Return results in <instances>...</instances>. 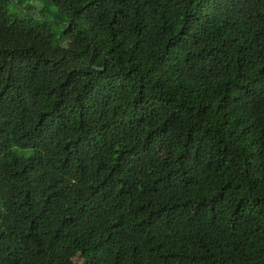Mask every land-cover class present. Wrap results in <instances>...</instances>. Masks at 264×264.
<instances>
[{"label":"trees","instance_id":"16d2710c","mask_svg":"<svg viewBox=\"0 0 264 264\" xmlns=\"http://www.w3.org/2000/svg\"><path fill=\"white\" fill-rule=\"evenodd\" d=\"M32 2L0 0V264H264V0Z\"/></svg>","mask_w":264,"mask_h":264},{"label":"rangeland","instance_id":"374dc122","mask_svg":"<svg viewBox=\"0 0 264 264\" xmlns=\"http://www.w3.org/2000/svg\"><path fill=\"white\" fill-rule=\"evenodd\" d=\"M31 2H32V0H31ZM31 5L33 6V9L30 12H28V13L20 12L21 14L19 16L23 17V18H40V16L37 15V13H40L42 11V9L47 8V9H49V12H50V10L51 11L54 10L51 6H49V5L45 4V3H42L40 1H33L31 3ZM11 11H14V9L11 8ZM42 13H47V12L42 11ZM46 16H48V14ZM58 26H61V25L58 24Z\"/></svg>","mask_w":264,"mask_h":264}]
</instances>
